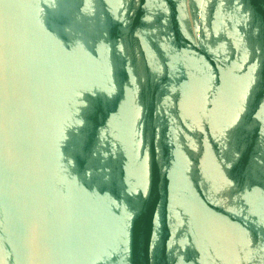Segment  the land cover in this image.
Wrapping results in <instances>:
<instances>
[{"label":"water","instance_id":"obj_1","mask_svg":"<svg viewBox=\"0 0 264 264\" xmlns=\"http://www.w3.org/2000/svg\"><path fill=\"white\" fill-rule=\"evenodd\" d=\"M0 264H264V0H0Z\"/></svg>","mask_w":264,"mask_h":264}]
</instances>
